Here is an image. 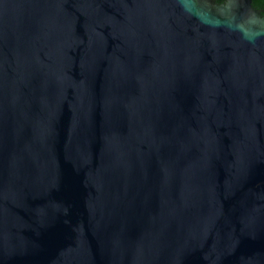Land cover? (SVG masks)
Returning <instances> with one entry per match:
<instances>
[{
	"label": "water",
	"instance_id": "obj_1",
	"mask_svg": "<svg viewBox=\"0 0 264 264\" xmlns=\"http://www.w3.org/2000/svg\"><path fill=\"white\" fill-rule=\"evenodd\" d=\"M0 264H264L263 8L0 0Z\"/></svg>",
	"mask_w": 264,
	"mask_h": 264
},
{
	"label": "trees",
	"instance_id": "obj_2",
	"mask_svg": "<svg viewBox=\"0 0 264 264\" xmlns=\"http://www.w3.org/2000/svg\"><path fill=\"white\" fill-rule=\"evenodd\" d=\"M218 2L222 0H217ZM252 4L257 7V8H263V13H264V0H252Z\"/></svg>",
	"mask_w": 264,
	"mask_h": 264
}]
</instances>
